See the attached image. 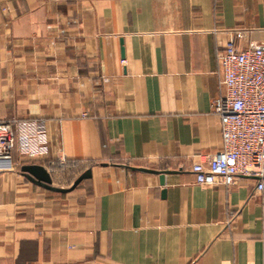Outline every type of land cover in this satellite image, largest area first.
<instances>
[{"label": "crops", "instance_id": "0c3cea01", "mask_svg": "<svg viewBox=\"0 0 264 264\" xmlns=\"http://www.w3.org/2000/svg\"><path fill=\"white\" fill-rule=\"evenodd\" d=\"M228 30L263 41L264 0H0V120L17 141L0 170V264H264L255 180L204 186L190 170L221 147ZM29 163L58 187L71 163L91 176L52 191ZM132 166L170 172L160 184Z\"/></svg>", "mask_w": 264, "mask_h": 264}, {"label": "built area", "instance_id": "2783aa9c", "mask_svg": "<svg viewBox=\"0 0 264 264\" xmlns=\"http://www.w3.org/2000/svg\"><path fill=\"white\" fill-rule=\"evenodd\" d=\"M228 38L216 52L220 71L219 94L211 110L217 117L221 147L201 154L191 164L198 185L232 186L240 176L255 180V190L264 194V40L240 47L243 30H228ZM13 121L0 120V170L12 163L16 148ZM36 138V137H33ZM41 145L26 148L29 158L39 157Z\"/></svg>", "mask_w": 264, "mask_h": 264}, {"label": "water", "instance_id": "95a60500", "mask_svg": "<svg viewBox=\"0 0 264 264\" xmlns=\"http://www.w3.org/2000/svg\"><path fill=\"white\" fill-rule=\"evenodd\" d=\"M106 165V164H102ZM131 170H137L141 172H148V173H155L159 175L160 184H163L164 181V174L170 171H158L151 168H144V167H129ZM22 173L32 182L52 191L58 192H67L75 188L82 180L87 179L91 176V169L87 168L84 170L71 184V186L67 188L54 186L52 184L51 176L48 170L41 164L38 163H29L23 164L20 168Z\"/></svg>", "mask_w": 264, "mask_h": 264}, {"label": "rangeland", "instance_id": "374dc122", "mask_svg": "<svg viewBox=\"0 0 264 264\" xmlns=\"http://www.w3.org/2000/svg\"><path fill=\"white\" fill-rule=\"evenodd\" d=\"M85 166L86 164L84 163H81V164H77V163H74V164H69V166L67 167L68 170L71 169L72 170V173H75V176L72 178L71 181H73L75 178H77L85 169Z\"/></svg>", "mask_w": 264, "mask_h": 264}]
</instances>
